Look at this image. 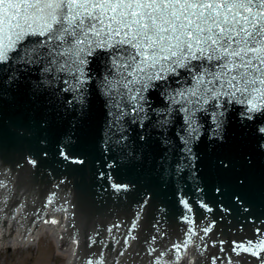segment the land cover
<instances>
[{
  "label": "snow or ice",
  "instance_id": "1",
  "mask_svg": "<svg viewBox=\"0 0 264 264\" xmlns=\"http://www.w3.org/2000/svg\"><path fill=\"white\" fill-rule=\"evenodd\" d=\"M24 141L36 146L27 153L33 168L51 155L79 171L98 151L108 169L139 168L171 190L179 242L153 247L168 237L158 226L169 209L147 195L123 240L138 241L150 216V264H179L165 258L196 237L216 250L205 264H246L245 256L264 264L261 229L226 240L209 219L213 205L222 216L254 214L255 157L264 164V0H0V158ZM98 176L115 194L130 191L131 182ZM259 198L264 208V173ZM98 255L86 264H104Z\"/></svg>",
  "mask_w": 264,
  "mask_h": 264
},
{
  "label": "water",
  "instance_id": "2",
  "mask_svg": "<svg viewBox=\"0 0 264 264\" xmlns=\"http://www.w3.org/2000/svg\"><path fill=\"white\" fill-rule=\"evenodd\" d=\"M99 112V103L97 102L93 107V118L95 119ZM102 123V122H101ZM31 150L33 157L37 151L34 143H28L26 141L19 142L16 145L15 150L7 158H0V178L4 175H13L15 179L14 186H18L22 190L23 195L29 194L27 190H36L38 196L45 197L49 192L59 193L61 190L62 198L67 195L71 198L70 205L71 209L76 215L78 220L77 228L81 232L84 230L82 237L87 239L90 234L87 233L93 231L94 240L100 241L93 245L98 248V251L102 248L106 238V231L109 226H113L116 222L123 223L125 221H131L133 215L138 211L140 201L143 200L146 195L152 197V203L155 206H166L169 209L168 218L163 220L159 224V234L161 237L164 235V231L168 232V237L158 240L156 244L161 242L168 243L169 241L177 239L183 233L184 226L179 224V212L180 208L175 203V198L172 195L171 190H167L163 185L157 183L155 180L150 179L149 176L142 172L139 168L131 167H116L108 169L106 165V158L101 155L98 151H93L88 159L87 167L82 170L76 171L72 167L61 166L56 163L54 157L51 155L44 159V163H40L38 167L33 168L27 164L28 155L27 153ZM251 145L248 147V151H251ZM9 170V171H8ZM3 171V172H1ZM103 171L106 175L111 173L113 180L117 182H131L130 191L127 193L115 194L111 191L110 182L106 179H100L98 173ZM264 173V164H261L259 156L255 157V186L252 191V198L254 203V214L248 216L243 212H238L233 209L231 214L221 215L218 207L213 205L216 210L209 214V219L212 216L216 217L217 228L215 230L217 236H222L226 240L230 239H248L252 238L256 234L257 229H261V236L264 237V215L261 211V201L259 198V184L261 174ZM59 185V186H58ZM27 189V190H26ZM58 189V190H57ZM17 188L14 192L17 193ZM15 193V194H16ZM15 198V196H14ZM190 198L194 199L193 197ZM197 217L202 213V210L196 209ZM75 218V219H76ZM156 219H161L160 214L156 213ZM85 223V224H84ZM207 223V221H201V224ZM84 224V225H83ZM155 221L150 216H146L141 221L139 230V240L137 246L142 251L148 246L143 242L144 238L151 232L156 235V230L153 228ZM14 224L5 222L4 227L0 225V235L8 240L0 239V249L13 247H21L23 244L30 245V241H20L19 232L16 231ZM32 228L31 226H29ZM4 229V230H3ZM49 233L54 238L52 231L45 227L36 229L30 237H40L43 233ZM99 232V235H97ZM10 234V235H8ZM47 240L51 251H56L54 241L49 235H43ZM83 239V242H84ZM195 241V240H194ZM209 246L212 240H208ZM191 253L197 256L195 249L198 246L194 242H190ZM205 250L198 255L197 264H205V257L208 256L209 252L216 251L215 249ZM3 249L0 251L8 250ZM135 249V248H134ZM108 251L111 250L109 247ZM59 264H71V258H69V251H66L67 262L62 256L61 251ZM133 254L132 256H134ZM221 255H227L221 254ZM251 257L245 256L244 262H248ZM184 264V263H182Z\"/></svg>",
  "mask_w": 264,
  "mask_h": 264
},
{
  "label": "rangeland",
  "instance_id": "3",
  "mask_svg": "<svg viewBox=\"0 0 264 264\" xmlns=\"http://www.w3.org/2000/svg\"><path fill=\"white\" fill-rule=\"evenodd\" d=\"M60 261V252L51 251L45 237L28 249L0 251V264H59Z\"/></svg>",
  "mask_w": 264,
  "mask_h": 264
},
{
  "label": "bare ground",
  "instance_id": "4",
  "mask_svg": "<svg viewBox=\"0 0 264 264\" xmlns=\"http://www.w3.org/2000/svg\"><path fill=\"white\" fill-rule=\"evenodd\" d=\"M30 238H34V241L33 242H30V245L23 244L21 247H26L27 248V247H30L31 245H35L37 243V241L40 239V237H30Z\"/></svg>",
  "mask_w": 264,
  "mask_h": 264
}]
</instances>
